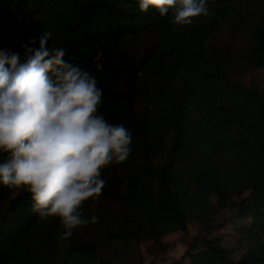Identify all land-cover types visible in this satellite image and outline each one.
Returning <instances> with one entry per match:
<instances>
[{
    "label": "trees",
    "instance_id": "1",
    "mask_svg": "<svg viewBox=\"0 0 264 264\" xmlns=\"http://www.w3.org/2000/svg\"><path fill=\"white\" fill-rule=\"evenodd\" d=\"M207 6L211 15L180 26L172 10L142 13L137 0H0V47L23 56L24 42L38 47L50 31L49 46L95 75L98 112L132 132L128 158L101 170V195L81 206L98 219L71 237L58 217L32 211L22 187L0 185V264H136L133 249L161 250L187 218L211 234L214 194L243 198L264 183V0ZM263 199L264 188L234 206L254 220L240 260L193 244L172 264L264 262Z\"/></svg>",
    "mask_w": 264,
    "mask_h": 264
},
{
    "label": "clouds",
    "instance_id": "2",
    "mask_svg": "<svg viewBox=\"0 0 264 264\" xmlns=\"http://www.w3.org/2000/svg\"><path fill=\"white\" fill-rule=\"evenodd\" d=\"M161 17L173 11L174 25L211 15L207 0H137ZM50 31L21 47H0V185L30 193L40 218L58 217L63 237L95 222L81 206L98 198L106 181L101 170L124 162L131 152L132 132L109 123L98 112L103 90L93 73L65 59L63 46L51 47Z\"/></svg>",
    "mask_w": 264,
    "mask_h": 264
},
{
    "label": "rangeland",
    "instance_id": "3",
    "mask_svg": "<svg viewBox=\"0 0 264 264\" xmlns=\"http://www.w3.org/2000/svg\"><path fill=\"white\" fill-rule=\"evenodd\" d=\"M223 40H228V32H221ZM264 188L263 181L255 183L251 192H258ZM248 192L243 198H247ZM243 198H232L223 200L218 195L212 196V201L219 209L217 216V227L211 233H207V228L199 220L187 218L184 222L177 224L176 232L169 235L163 241V247L156 252L151 251L148 244L142 245L132 251V260L136 264H172L182 260L191 245H220L228 250L231 258L235 261L247 253L249 250V232L254 225V220L250 214H241L234 206H237ZM262 216L264 229V199L255 204ZM189 262V259L186 260ZM254 264H264L256 262Z\"/></svg>",
    "mask_w": 264,
    "mask_h": 264
}]
</instances>
